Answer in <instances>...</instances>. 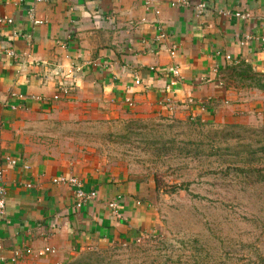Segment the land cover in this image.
I'll use <instances>...</instances> for the list:
<instances>
[{
    "label": "crops",
    "instance_id": "obj_1",
    "mask_svg": "<svg viewBox=\"0 0 264 264\" xmlns=\"http://www.w3.org/2000/svg\"><path fill=\"white\" fill-rule=\"evenodd\" d=\"M179 1L0 0V15L12 19L0 25V264H69L156 224L140 181L66 158L41 136L39 120L124 114L221 123L264 114V85L244 82L264 84V0ZM30 7L42 23L30 21ZM70 175L96 192L80 208L70 186L53 181Z\"/></svg>",
    "mask_w": 264,
    "mask_h": 264
},
{
    "label": "rangeland",
    "instance_id": "obj_2",
    "mask_svg": "<svg viewBox=\"0 0 264 264\" xmlns=\"http://www.w3.org/2000/svg\"><path fill=\"white\" fill-rule=\"evenodd\" d=\"M122 115L39 120L66 158L140 181L155 212L149 233L69 264H264V114L221 123Z\"/></svg>",
    "mask_w": 264,
    "mask_h": 264
},
{
    "label": "built area",
    "instance_id": "obj_3",
    "mask_svg": "<svg viewBox=\"0 0 264 264\" xmlns=\"http://www.w3.org/2000/svg\"><path fill=\"white\" fill-rule=\"evenodd\" d=\"M20 1H32V3H38V2H49L51 0H20ZM186 3V0H180L179 2H174L173 5H176L178 3ZM205 3L200 2L194 6V9L197 14H201L205 10ZM28 17L31 22L34 24H39L44 21L43 18H39L35 15V11L33 7H30L28 12ZM226 14V12L224 13ZM236 17H247L248 14H241L239 12H234L233 14ZM12 22V19L7 16L0 15V25L9 24ZM163 35H159L158 39H161ZM249 39L248 36L245 37L243 41L240 42L241 45L245 44V42ZM9 54H13L12 51L7 50ZM171 55L175 54L174 48H171L169 51ZM224 57L227 60L232 59V56L230 54H225ZM138 82V80H136ZM169 87V86H168ZM131 104V103H129ZM9 162L15 163L14 159H8ZM53 181L55 183H66L68 186H70V189L72 190V196L74 198V205L76 208H80V206L87 201L88 199H92L96 196V192L93 190L87 191L84 189L82 182L73 175L70 176H60L58 178H54ZM108 207L112 210V213L115 217L121 218L122 217V211L120 210V207L117 203V201L112 200L108 202ZM6 212V200H5V187H4V170L0 168V215H4ZM41 253V252H40ZM18 253L14 252V255L12 256V260L15 261L18 259Z\"/></svg>",
    "mask_w": 264,
    "mask_h": 264
},
{
    "label": "trees",
    "instance_id": "obj_4",
    "mask_svg": "<svg viewBox=\"0 0 264 264\" xmlns=\"http://www.w3.org/2000/svg\"><path fill=\"white\" fill-rule=\"evenodd\" d=\"M169 148H171V147H169ZM262 149V153H263V157H264V144L262 145V147L260 148V150ZM245 158H248L249 157V154H246L245 156H244ZM246 164L243 166L244 168L243 169H247V171H246V175H245V177L247 178V179H249V177H250V175H251V173H253L254 172V170L255 169H252V165L250 164V159H246ZM260 175V174H259ZM260 177H262L261 179H260ZM259 177V179L260 180H262V181H264V175L263 176H260ZM252 181H254L255 182V179H252ZM259 181V180H258ZM262 262H264V258H262ZM247 264H252V263H247ZM253 264H260L259 262H257V263H253Z\"/></svg>",
    "mask_w": 264,
    "mask_h": 264
}]
</instances>
